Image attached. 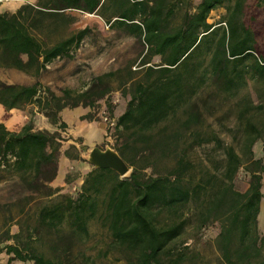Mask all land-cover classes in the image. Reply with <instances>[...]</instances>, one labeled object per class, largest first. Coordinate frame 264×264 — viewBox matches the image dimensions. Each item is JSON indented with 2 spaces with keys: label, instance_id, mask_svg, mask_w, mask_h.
I'll use <instances>...</instances> for the list:
<instances>
[{
  "label": "trees",
  "instance_id": "trees-1",
  "mask_svg": "<svg viewBox=\"0 0 264 264\" xmlns=\"http://www.w3.org/2000/svg\"><path fill=\"white\" fill-rule=\"evenodd\" d=\"M248 1L199 0L189 8V0H37L0 12V68L35 77L53 60L71 59L89 32L88 27L67 31L75 20L66 13L71 10L97 14L146 47L138 70L128 64L100 74L80 92L64 88L58 96L39 81L0 84L5 110L34 105L56 125L63 109L93 107L108 96L112 79L118 77L121 94L129 100L116 120L123 135L116 150L131 168L124 177L108 168H91L76 197L63 195L62 201L41 205L34 222L14 233L5 225L14 221L11 208L17 202L1 204L5 264H78V259L95 264L86 250H74L89 237L91 221L106 230L109 249L124 264H211L182 236L189 228L190 239H201L200 232L214 223L217 234L209 243L203 240L217 255L214 264H264V229L258 228L264 147L260 157L253 150L257 141L264 143V98L257 95L255 104L245 91L236 103L231 131L239 151L206 125L203 114V108L215 112L208 99L215 92L231 97L249 84L264 86V15L259 21L253 13L246 17ZM253 5L264 9V0ZM219 7L225 14L208 23L209 13ZM177 16L179 21L172 24ZM154 58L158 61L153 63ZM210 87L215 92L199 96ZM61 141L56 131L35 130L32 116L19 131L0 122V170L11 169L29 192L52 198L58 189L49 183L58 174ZM204 147H211L213 155L200 165L193 153ZM63 154L81 160L68 150ZM239 168L249 174L244 191L234 187ZM22 200L18 218L31 198L19 204ZM64 223L68 228L63 232L59 227ZM42 228L56 236L49 252L36 244Z\"/></svg>",
  "mask_w": 264,
  "mask_h": 264
},
{
  "label": "rangeland",
  "instance_id": "rangeland-1",
  "mask_svg": "<svg viewBox=\"0 0 264 264\" xmlns=\"http://www.w3.org/2000/svg\"><path fill=\"white\" fill-rule=\"evenodd\" d=\"M183 1L186 2L187 0ZM198 1L199 0H189V8H194ZM36 2L37 0H0V12H13L21 4H35ZM248 2L249 5L247 6L245 16L249 17V15L253 13L256 16V21L261 20L264 15V9L254 7V0H249ZM66 13L75 18L74 22L67 26V31L72 32L84 27L89 28V32L81 41L73 57L71 59L63 57L53 60L37 77L13 68H0V84L30 85L39 81L44 86L50 88L54 94L60 96L64 88L71 89L74 92H80L89 85L95 76L118 70L128 64L132 65V70H138L140 68V56L146 49L141 40L122 28L109 26L105 18L97 14H87L76 10H71ZM224 14L225 10L223 8L212 10L209 13L207 21L215 24ZM178 21L179 17L177 16L172 24ZM203 49L204 48L201 50ZM203 51H205V49ZM157 61V58L153 59V63ZM111 85L113 86V90L93 107L78 106L75 108L63 109L59 113L60 120L56 125L50 124L46 118L35 119L38 112L34 105L26 106L23 111L17 109L5 110L3 108L5 110L3 114L7 115V118L15 115L16 111L26 112V119L32 116V125L34 129L56 131L62 139L60 156L58 159V174L56 178L49 183L51 188L58 189V191L53 194L52 198L42 197L38 193L29 192L25 189L15 172L1 166L3 169L0 170V205L17 202L16 206L11 208V212L15 217L14 221L5 225V227L9 228L11 233L17 232L18 230L21 231V225L24 227L25 225L32 224L35 220L37 210L41 205H45L53 200V202L62 201L63 195H70L72 197L77 196L86 173L93 168L90 163L83 159L88 149L93 146L103 148L108 145L116 150V147L123 139V135H120V130L116 127V120L124 111L129 97L122 96L121 90L123 87L119 85L118 77L112 79ZM211 90L215 92L213 87L205 88L199 96H204V99L205 96H207L206 93ZM245 91L250 94L255 104H258L260 101L257 95L261 94L264 98V86L249 84L248 88L239 91V95L231 97H227L223 93L218 95L215 92V95L208 98L209 103L216 108L214 113H208V111H205L203 108L206 125L216 131L224 143L234 146L237 151H239L240 147L237 142L233 141L232 136L234 133L231 130L235 129L236 124V103L238 99L243 96ZM197 101L199 102V100ZM199 104L201 105L202 103L199 102ZM60 122H64L65 126H62ZM9 124L6 123L5 126L8 128ZM71 145L75 146L76 149H70L69 146ZM263 147L264 143L260 140L254 144L253 148L256 152L254 154H257V156L255 155L256 157H260ZM209 148L211 147L197 148L193 153V159L200 165H207L208 159L213 155L212 150ZM65 150H68V153L71 155L79 154L82 161L69 159L63 154ZM215 156L220 158L218 152H215ZM201 159H203V161ZM9 162L11 163V160ZM248 179L249 174H247L243 168H239L234 178L235 189L238 191L246 190L248 187ZM262 192L264 194V185L262 186ZM24 197H29L31 200L28 205H25L24 214L18 218L17 212L25 204V200L20 201V204L18 200ZM4 216L5 214L2 212L0 214V230L3 228L2 223ZM258 224V228L264 227V196L261 203ZM67 228L68 225L66 223L59 227L63 232ZM88 228L89 237L83 240V242H78L74 245L75 251H78L79 248L86 250L87 255L93 258L95 264L125 263L124 261L118 260V255L114 249H109V235L98 222L91 221ZM217 232L218 225L214 223L206 226L205 229L200 232L199 235L201 239H190L191 230L189 228L182 238L184 239L183 241L186 242L185 244L199 251L211 262V264H214L217 260V255L210 244H204L203 240H207V243H209ZM40 233L42 235V240L40 243L36 244L39 250L49 252L50 240L52 238L55 240L56 236L51 237L49 233L46 234L43 228ZM106 249H108L109 252L104 254V250ZM6 260L7 257L5 254L0 253V264H5ZM78 264H87V262L78 259Z\"/></svg>",
  "mask_w": 264,
  "mask_h": 264
},
{
  "label": "water",
  "instance_id": "water-1",
  "mask_svg": "<svg viewBox=\"0 0 264 264\" xmlns=\"http://www.w3.org/2000/svg\"><path fill=\"white\" fill-rule=\"evenodd\" d=\"M83 159L95 169L108 168L116 172L120 177H124L131 170L120 154L108 145L103 148L93 146L85 152Z\"/></svg>",
  "mask_w": 264,
  "mask_h": 264
},
{
  "label": "crops",
  "instance_id": "crops-1",
  "mask_svg": "<svg viewBox=\"0 0 264 264\" xmlns=\"http://www.w3.org/2000/svg\"><path fill=\"white\" fill-rule=\"evenodd\" d=\"M219 8H223V7H219ZM224 9V8H223ZM220 19V18H219ZM208 20V19H207ZM208 22V21H207ZM209 23V22H208ZM145 51V50H144ZM144 53V52H143ZM142 55V54H141ZM5 112V110L3 109V107L0 105V122L1 123H5L4 125H6V123H10L9 124V127L8 129L10 131H19L21 129V127L28 121V118L26 119L25 117V114H27L26 112H21V111H16L15 112V115H12L11 117L13 118H7L6 116L7 115H4L3 113ZM23 114V115H22ZM37 114V113H36ZM15 118V119H14ZM38 118H45L42 114L38 113L36 116H35V119H38ZM14 122V123H13ZM35 130H38V129H35ZM254 150V148H253ZM254 153L255 150H254ZM257 156V154H255ZM260 229H264L263 228H260Z\"/></svg>",
  "mask_w": 264,
  "mask_h": 264
},
{
  "label": "bare ground",
  "instance_id": "bare-ground-1",
  "mask_svg": "<svg viewBox=\"0 0 264 264\" xmlns=\"http://www.w3.org/2000/svg\"><path fill=\"white\" fill-rule=\"evenodd\" d=\"M14 123V122H13ZM9 124V123H8ZM9 126V125H8Z\"/></svg>",
  "mask_w": 264,
  "mask_h": 264
}]
</instances>
